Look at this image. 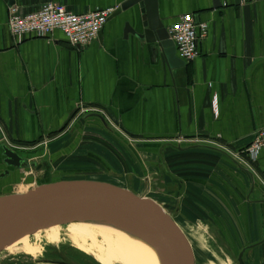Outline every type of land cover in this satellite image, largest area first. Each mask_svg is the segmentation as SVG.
<instances>
[{
	"label": "crops",
	"instance_id": "0c3cea01",
	"mask_svg": "<svg viewBox=\"0 0 264 264\" xmlns=\"http://www.w3.org/2000/svg\"><path fill=\"white\" fill-rule=\"evenodd\" d=\"M49 1L74 13L118 10L93 44L78 49L60 32L14 40L7 27L9 0H0V144L26 155L82 124L83 114L100 115L138 151L146 171L154 163L156 195L170 187L172 199L181 200L174 208L178 220H201L212 230L233 224L243 240H260L264 153L253 164L254 183L226 154L240 158L264 128V0L238 6L219 0V8L213 0H158L166 29L182 15L208 26L198 57L177 68L156 45L127 31L142 32L139 6L123 10L129 0H14L13 6L27 15ZM88 137L107 138L84 127L70 141L79 145ZM115 164L126 176L140 172L126 186H144L139 167ZM249 259H264V245Z\"/></svg>",
	"mask_w": 264,
	"mask_h": 264
},
{
	"label": "water",
	"instance_id": "95a60500",
	"mask_svg": "<svg viewBox=\"0 0 264 264\" xmlns=\"http://www.w3.org/2000/svg\"><path fill=\"white\" fill-rule=\"evenodd\" d=\"M240 1L234 0L235 6H238ZM13 5L14 0H9V6L13 7ZM136 5L140 8L142 32L136 33L128 26L127 31L139 40L160 48L172 68L183 66V61L175 56L173 43L169 40L167 29L160 19L158 0H129L123 6V10ZM213 7H220L219 0H213ZM91 118L98 119L100 124H84ZM80 123L82 124H74L71 130L82 134L84 127L97 128L107 137L102 139L103 142H107L111 147L118 145L121 151L126 152L127 160L130 161L126 166L131 167L134 164L144 172L145 184L140 188V194L103 181L88 180L91 176H99L122 180L124 183L132 182V174L126 176L122 166L116 165V162L110 158L109 153L115 154V152L109 148L103 151L105 155L89 156L98 165L95 174L80 179L49 182L48 168L69 153L78 140L66 152L46 154L42 151L35 158L18 153L1 143L0 253L24 237L33 236L39 231L69 224H88L113 228L142 241L155 252L159 264H196L188 239L175 223L178 219L174 216L176 217L178 211L172 215L168 211L167 200L160 202L148 197L156 194L154 188L156 182H151L152 175L156 177V174L154 172L148 177L149 172L145 170L138 151L100 115L83 114ZM226 156L235 170L242 172L244 176L247 174L251 183L256 182V178L245 166L232 156L228 154ZM101 169L105 173H102ZM42 170L43 180L36 181L33 173H40ZM22 181L30 188L25 193L18 194L16 188L22 184ZM262 192V198L257 202L264 205V189ZM245 198L250 201L248 194ZM159 203H164L168 213ZM215 227L226 233L223 236L225 238L222 239L229 245H235L233 240L235 238L239 246L234 257L231 256L234 261L230 264H252L248 261L249 256L264 245V236L252 243L245 235L243 240L233 224L228 228L224 224ZM210 231H212L211 227ZM253 264H264V259Z\"/></svg>",
	"mask_w": 264,
	"mask_h": 264
},
{
	"label": "rangeland",
	"instance_id": "374dc122",
	"mask_svg": "<svg viewBox=\"0 0 264 264\" xmlns=\"http://www.w3.org/2000/svg\"><path fill=\"white\" fill-rule=\"evenodd\" d=\"M75 132L71 129L67 130L63 136L58 139H54L50 142H45L41 145H38L33 148V150L26 155L30 157H36L40 152L44 151L46 154H58L65 150H69L75 141L70 137ZM78 142V141H77ZM109 148L111 151L115 152L113 155L117 159L116 163L120 165H128L126 152H123L118 147H111L107 142H103L102 139L94 138H85L83 142L78 143L71 149L69 153H66L57 163L51 165L49 170V182H56L60 180H73L80 179L90 174H95L98 170L97 163L89 158L90 155H105L103 151ZM23 154V151H20ZM39 161V160H38ZM134 165V164H133ZM154 163L147 164L148 168V177H150L154 170L150 167H153ZM102 173H105L101 169ZM133 175V174H132ZM140 172L136 171V174L133 176L139 177ZM33 176L36 181H42L44 176V171L40 173H33ZM140 179H144L145 176H140ZM88 180L92 181H103L106 183H112L113 185L129 189L134 193L140 194V190L131 189L126 187L125 183L122 180H117L111 177H97L91 176ZM157 181V178L152 175V181ZM30 186H27L23 181L20 186L17 187V193H25ZM149 198H155L156 200H167L170 205L168 211L173 215L174 208L180 204L181 200L175 198L172 199V194L170 193V187L164 192L163 197H158L156 194L148 196ZM174 198V195H173ZM171 203V204H170ZM161 208L168 213L164 207V203H159ZM168 205V206H169ZM174 218H176L174 216ZM180 219V218H179ZM183 219V217H182ZM188 220V218H184ZM176 225L182 231V233L188 239L192 250L194 252V257L196 264H230L233 263L235 252L238 251L239 246L236 244L235 238H233L235 245H229L225 240L220 239L226 235L219 228H214L210 231V227L202 222L201 220H194L192 222H186L181 220H175ZM69 246L73 250L78 251L81 254H84L91 259H93L98 264H125L124 255L121 244L119 243L118 238L115 235V232L109 227H101L96 225L88 224H69L66 225L62 232H59L56 237L46 234L44 232L35 233V235L30 236L28 246L32 250L31 254L20 253L17 255L29 256L33 260L38 259L44 255V252L47 251V247L59 248L61 246ZM47 246V247H46ZM9 255L7 252L3 251L0 253V262L6 257L17 256ZM250 261V259H248Z\"/></svg>",
	"mask_w": 264,
	"mask_h": 264
},
{
	"label": "built area",
	"instance_id": "2783aa9c",
	"mask_svg": "<svg viewBox=\"0 0 264 264\" xmlns=\"http://www.w3.org/2000/svg\"><path fill=\"white\" fill-rule=\"evenodd\" d=\"M117 10V7H110L74 13L62 4L49 1L40 5L37 11L22 15L13 6L8 11L7 27L14 40L47 38L54 32H60L67 44L84 49L97 40L106 22ZM207 31L206 24H196L191 15H182L167 29V34L177 57L189 64L198 57L197 44L206 37ZM261 153H264V128L254 134L240 158H232L254 173L253 164Z\"/></svg>",
	"mask_w": 264,
	"mask_h": 264
},
{
	"label": "bare ground",
	"instance_id": "6f19581e",
	"mask_svg": "<svg viewBox=\"0 0 264 264\" xmlns=\"http://www.w3.org/2000/svg\"><path fill=\"white\" fill-rule=\"evenodd\" d=\"M64 228L65 226H57L47 230L36 232V234L44 232L46 234L56 237L58 233L62 232ZM111 229L115 232V235L122 246L124 255L123 260L125 264H159L157 255L145 243L119 230L113 228ZM29 238L30 236L24 237L23 239L9 246L4 251L7 252L9 255H17L20 253L31 254L32 250L28 246Z\"/></svg>",
	"mask_w": 264,
	"mask_h": 264
},
{
	"label": "flooded vegetation",
	"instance_id": "af4514ba",
	"mask_svg": "<svg viewBox=\"0 0 264 264\" xmlns=\"http://www.w3.org/2000/svg\"><path fill=\"white\" fill-rule=\"evenodd\" d=\"M257 174L258 173H256V175ZM69 249L72 248L63 245L59 248L47 247V251L44 252V255L36 260H33L29 256L17 255V256L6 257L5 259L1 260L0 264H60V263L68 264L65 261L67 257V253L68 255L71 254L72 256H77V258L79 257L78 251L75 250L70 251Z\"/></svg>",
	"mask_w": 264,
	"mask_h": 264
},
{
	"label": "trees",
	"instance_id": "16d2710c",
	"mask_svg": "<svg viewBox=\"0 0 264 264\" xmlns=\"http://www.w3.org/2000/svg\"><path fill=\"white\" fill-rule=\"evenodd\" d=\"M69 250L72 251L73 249H69ZM78 255L79 257L77 258V256H72L71 254L68 255L67 253V257L65 259L66 263L68 264H98L93 259H91L90 257L84 254H81L78 252Z\"/></svg>",
	"mask_w": 264,
	"mask_h": 264
}]
</instances>
